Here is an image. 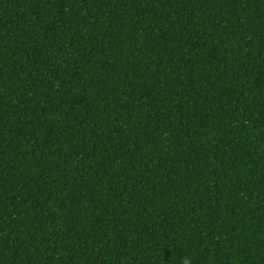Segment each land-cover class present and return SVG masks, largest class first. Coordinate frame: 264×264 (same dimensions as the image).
<instances>
[{"label":"trees","instance_id":"1","mask_svg":"<svg viewBox=\"0 0 264 264\" xmlns=\"http://www.w3.org/2000/svg\"><path fill=\"white\" fill-rule=\"evenodd\" d=\"M264 264V0H0V264Z\"/></svg>","mask_w":264,"mask_h":264},{"label":"clouds","instance_id":"2","mask_svg":"<svg viewBox=\"0 0 264 264\" xmlns=\"http://www.w3.org/2000/svg\"><path fill=\"white\" fill-rule=\"evenodd\" d=\"M184 264H188V261H187V260H185Z\"/></svg>","mask_w":264,"mask_h":264}]
</instances>
